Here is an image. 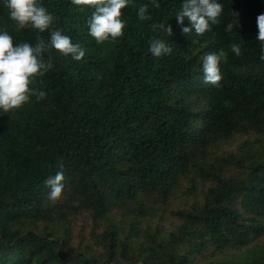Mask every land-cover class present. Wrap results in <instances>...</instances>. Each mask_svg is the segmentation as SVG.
I'll return each instance as SVG.
<instances>
[{"label": "trees", "instance_id": "obj_1", "mask_svg": "<svg viewBox=\"0 0 264 264\" xmlns=\"http://www.w3.org/2000/svg\"><path fill=\"white\" fill-rule=\"evenodd\" d=\"M37 2L54 17L49 29L17 31L0 0V31L14 46H34L59 29L85 56L45 52L53 67L30 87L46 98L0 113V264H111L117 256L139 264H264V246H249L264 234V61L256 40L264 0H218L219 23L202 35L182 32L187 18L177 23L183 0H157L159 8L128 0L123 35L101 43L88 32L93 7ZM143 4L150 20L137 16ZM159 22L172 35L151 29ZM154 37L171 54L153 56ZM220 49L227 60L216 87L203 82L202 64ZM251 134L235 152L215 156L212 148L231 136ZM226 164L235 170L225 173ZM60 170L64 188L53 204L44 180ZM181 182L187 193L206 183L201 200L170 210L178 220L172 229H151L141 220L147 208ZM84 212L88 232L74 235L73 219Z\"/></svg>", "mask_w": 264, "mask_h": 264}, {"label": "clouds", "instance_id": "obj_2", "mask_svg": "<svg viewBox=\"0 0 264 264\" xmlns=\"http://www.w3.org/2000/svg\"><path fill=\"white\" fill-rule=\"evenodd\" d=\"M75 5H88L94 8L87 20L88 32L97 43L119 38L123 35L125 22L122 21L121 9L128 5V0H71ZM155 8L160 4L157 0H151ZM5 7L9 10V18L16 22L17 31L31 27L44 32L53 24L54 17L37 0H4ZM148 5L143 4L137 10L140 20H150ZM223 12V5L218 0H183L181 10L175 15L177 23L183 25L187 18L190 27H182L185 34L193 30L197 35H202L210 30L212 24L219 23V17ZM234 15H237L233 13ZM257 35L260 42V60L264 61V13L256 17ZM239 25H237L238 27ZM155 32L157 30L167 35H172V27L167 23L159 22L150 25ZM234 25L228 23L226 32H231ZM231 51L237 56L241 54L240 45L231 44ZM58 50L62 55H71L79 61L85 56V50L71 38L62 34L59 29L50 31L47 41L38 36L35 45L22 42L13 45L12 36L7 30L0 31V113H9L11 110L21 108L35 96L37 101L46 98V93L38 88L30 87L37 76H44L52 67L51 58L45 61L43 54L51 49ZM149 51L155 57L169 55L172 48L165 43L164 39L152 38L149 42ZM221 60H227V52L220 49L218 52H210L203 57L202 73L203 82L219 87L222 80L220 70ZM63 168V165H60ZM64 173L56 171L54 175L44 180V185L49 189L48 199L55 204L61 196L64 188Z\"/></svg>", "mask_w": 264, "mask_h": 264}, {"label": "rangeland", "instance_id": "obj_3", "mask_svg": "<svg viewBox=\"0 0 264 264\" xmlns=\"http://www.w3.org/2000/svg\"><path fill=\"white\" fill-rule=\"evenodd\" d=\"M256 137V134L251 135H234L228 138L226 141L222 142V145L216 149V147L212 148L215 152V156L224 157L226 152L233 151L235 152L236 146L245 138L252 139ZM216 151H215V150ZM222 168L225 169V173H229L235 168L231 165H221ZM205 184L196 182L195 187L187 193L186 189L189 187L186 182H181L179 188L174 192V194L167 198V200L163 203H152L151 206L147 208V214L141 220H147L150 228H154V226H158L161 230L168 231L173 228L178 223V220L169 215V211L175 208H183L187 207L189 203L194 200H201L202 191L205 188ZM148 199V196H146ZM121 215L115 214V221H120ZM74 222V235L78 232L82 234H86L88 232V227H84V224L89 225L90 218L87 213H81L76 218L73 219ZM76 239H74L75 241ZM264 246V234H262L258 239L254 240L249 246ZM256 250V248H255ZM111 264H139L133 263L130 259H124L120 257H114Z\"/></svg>", "mask_w": 264, "mask_h": 264}]
</instances>
